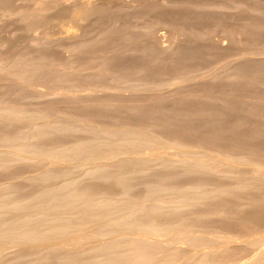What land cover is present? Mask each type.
Instances as JSON below:
<instances>
[{
	"label": "rangeland",
	"instance_id": "obj_1",
	"mask_svg": "<svg viewBox=\"0 0 264 264\" xmlns=\"http://www.w3.org/2000/svg\"><path fill=\"white\" fill-rule=\"evenodd\" d=\"M263 165L264 0H0V225L29 219L52 235L51 221L69 214L78 229L76 206L42 207L76 190L109 199L100 210L109 220L170 229L125 220L112 233L84 226L77 241L66 230L49 240L0 234V264L96 262L104 243L142 230L153 232L152 264H198L205 252L244 264L261 240L264 249ZM136 203L142 213L127 217ZM190 230L203 241H188Z\"/></svg>",
	"mask_w": 264,
	"mask_h": 264
},
{
	"label": "bare ground",
	"instance_id": "obj_2",
	"mask_svg": "<svg viewBox=\"0 0 264 264\" xmlns=\"http://www.w3.org/2000/svg\"><path fill=\"white\" fill-rule=\"evenodd\" d=\"M90 3V2H89ZM81 6V5H80ZM89 6H90V4H89ZM77 10V9H76ZM81 11V10H80ZM78 13H80L79 12V9H78ZM79 15V14H78ZM83 142V141H82ZM81 144V143H80ZM82 145V144H81ZM81 145H78V146H81ZM87 145V144H86ZM83 146H85V144L83 145ZM83 146H81V147H83ZM79 148V147H78ZM55 154V153H54ZM51 155V154H50ZM56 155V154H55ZM164 155V154H163ZM57 156H59L60 157V155H57ZM163 157V156H162ZM173 157V156H172ZM61 158H63V157H61ZM164 159H165V157H164ZM175 159V158H174ZM240 159V158H239ZM234 161V160H233ZM261 161V160H260ZM172 162V161H171ZM242 163V162H241ZM174 164H175V162H174ZM174 164H172V165H174ZM264 166V165H263ZM260 167V166H259ZM258 167V168H259ZM197 168V167H196ZM193 169V168H192ZM198 169H199V167H198ZM45 173V172H44ZM43 173V174H44ZM264 174V173H263ZM49 177V176H48ZM121 183H122V185H123V180L121 179V181H120ZM119 182V183H120ZM120 183V184H121ZM68 186V185H67ZM121 186V185H120ZM64 187V186H63ZM127 187V186H126ZM2 188V187H1ZM56 188V187H55ZM6 189V188H5ZM58 189V188H57ZM57 189H54V190H51V189H49V191H46V192H42L43 193V195L45 196L47 193H49L50 191H56ZM59 189H61V191L63 190V188H60L59 187ZM124 189V188H123ZM128 189V188H127ZM179 189V188H178ZM47 190V189H46ZM130 190V189H129ZM148 190V189H147ZM194 190V189H193ZM57 191H59V190H57ZM180 191V190H179ZM178 191V192H179ZM217 191V190H216ZM164 192V191H163ZM197 192V191H196ZM52 193V192H51ZM64 193V192H63ZM67 193V195L66 196H68L66 199H65V197H64V195ZM176 193V192H175ZM56 194V193H55ZM60 194H62V192L60 193ZM174 194V193H173ZM180 194H182V193H180ZM189 194V193H188ZM194 194V193H193ZM202 194V193H201ZM207 194V193H206ZM210 193L208 192V195H209ZM48 195V194H47ZM165 195V194H164ZM176 195V194H175ZM184 195V194H183ZM195 195V194H194ZM205 195V194H204ZM63 197H64V199H63V197H60L59 196V198L58 199H60V198H62V200L60 199L59 200V202H61V203H58V204H55V205H52V207H51V205H43L42 207H44L45 208V210L47 209V210H49L50 212H55V213H59V212H63V210L65 211V210H67L68 209V207H74V206H76L77 207V212H79L82 216V219H83V216H84V221L82 220L81 222H83L82 224H81V226L83 225V227H82V229H81V226H78L79 228L77 229H75L76 231L78 230V231H80V230H82V232L80 233V234H78L75 230H72L73 228L71 227V225H70V223H69V221L65 218V217H67V216H69V214L67 215L66 214V216L64 217V218H59V217H57V218H54L53 219V221H51V224H50V227L51 228H49L50 230L49 231H52L51 233H52V235L51 236H53V235H55L53 232H57V231H59V233L61 232V234H63L62 232H64L65 233V230H66V232L67 233H71L70 235L71 236H73L72 238H74V237H77L78 235L80 236V239H76V241L77 240H81L82 239V237L83 236H85L86 234L88 235V233H86V234H84V230H86V228H84V226H89L90 224H92V223H98V222H100V225L98 224V226L99 227H96V229L98 228V230H96V233H101V232H105V231H110L111 233H112V228H111V226H113V225H117L116 223H119V222H121L122 224L124 223V221L126 220V223H128L129 224V226H134V227H137V229H138V227H139V229L141 230V226L142 227H147V228H149V229H153V227H154V229L156 230V231H160L161 229L163 230V229H165L166 227H168L167 225L166 226H164L163 224H158V225H156L157 224V222H154L152 219H140L139 217H131V218H125V219H121L119 216V220L118 221H112V220H109V218H110V216H109V212H103V213H100V210H101V207L103 206V205H108V204H110L109 202H110V200L108 199L107 200V198L106 197H104V198H106V199H104L103 198V200H99V199H93V198H91L90 197V195L88 196L86 193H81V192H78V191H76V190H67V192L65 191V193L62 195ZM48 197V196H47ZM147 197V196H146ZM176 197V196H175ZM198 197H199V195H198ZM201 197H202V195H201ZM158 198V197H157ZM42 199V198H41ZM52 199V198H51ZM57 199V200H58ZM74 199L76 200V199H78L77 201H74ZM158 199H161V198H158ZM166 199V198H165ZM6 200V199H5ZM45 200V199H44ZM183 200V199H182ZM4 201V200H3ZM47 201V200H46ZM79 201V202H78ZM109 201V202H108ZM147 201V200H146ZM159 201V200H158ZM8 202V201H7ZM13 202V201H12ZM20 202V201H19ZM23 202V201H22ZM30 202V201H29ZM123 202V201H122ZM134 202V201H133ZM161 202H162V200H161ZM4 203H6L5 201H4ZM14 203V202H13ZM17 203V202H16ZM26 203V202H25ZM25 203L23 202L22 204L21 203H17V204H14V205H12V206H9L10 205V203H9V205H7L6 204V206H9V207H21V206H28L29 204H27V205H25ZM39 203V202H38ZM47 203V202H46ZM48 203H49V201H48ZM111 203H113L112 201H111ZM147 203V202H146ZM150 203V202H149ZM159 203L160 202H156L155 204H151V206L150 207H148L147 208V212H149V214H153L154 213V211H156L157 212V207L159 208ZM1 204V203H0ZM31 204V203H30ZM42 204H45V203H42ZM118 204H119V202H118ZM121 204V203H120ZM133 204V203H132ZM147 205V204H146ZM32 206H36V205H32ZM24 208V207H23ZM26 208H28V207H26ZM25 208V209H26ZM41 208V207H40ZM70 208V209H71ZM141 205L140 204H138V203H136V206H135V204H134V206L133 207H131V209H130V211H129V215H127V217H129V216H134V215H139V213L142 211L141 210ZM1 209H4L3 207L1 208ZM12 210L13 209H15V208H11ZM22 209V208H21ZM121 209V208H120ZM119 209V210H120ZM16 210V209H15ZM46 210V211H47ZM76 210V209H75ZM4 211V210H3ZM2 211V212H3ZM9 211H10V209H9ZM8 211V212H9ZM18 211V210H17ZM24 211V210H23ZM30 211V210H29ZM44 211V210H43ZM117 211V210H116ZM1 212V211H0ZM4 212H6V209H5V211ZM7 212V213H8ZM11 212V211H10ZM16 212V211H15ZM146 212V213H147ZM43 213V212H42ZM44 213H45V211H44ZM47 213V212H46ZM109 213V214H108ZM116 212H114V214H115ZM125 213H127V212H125ZM142 213V212H141ZM31 214V213H30ZM51 214V213H50ZM78 214V213H77ZM2 215V214H1ZM44 215V214H43ZM45 215H47V214H45ZM55 215V214H54ZM112 215V214H111ZM120 215H121V213H120ZM26 216H28V214L26 215ZM124 216H125V214H124ZM47 217V216H46ZM116 217V216H115ZM114 217V218H115ZM126 217V216H125ZM29 218V217H28ZM41 218V217H40ZM43 218V217H42ZM107 219V222H106V224L105 223H103V219ZM46 219V218H45ZM112 219V218H111ZM114 220H116V219H114ZM49 221V220H48ZM151 221H153V222H151ZM28 222H30L29 221V219H26V220H23V221H19V220H11V221H6L5 223H3L2 225H0V234H7V233H9L11 236L10 237H13L14 239H16V240H23V239H26V238H28L29 236H33V238H30L29 237V239H34V236H36V239H37V237H39L38 238V240L41 238V237H43V239H48L49 237H48V233L49 232H42L40 229H37V228H33V227H29V225H28ZM155 223V224H154ZM179 224V223H178ZM93 225V224H92ZM97 225V224H96ZM109 225H111L110 226V228L108 227ZM126 225V224H125ZM173 225V224H172ZM181 225H183V223L181 224ZM181 225H180V228H181V230H182V227H181ZM91 226V225H90ZM95 226V225H94ZM128 226V225H127ZM126 227V229H128V228H130V227ZM186 226H188V225H186ZM116 226H114V228H115ZM133 227V228H134ZM150 227H152V228H150ZM177 227H179V225H177ZM83 228H84V230H83ZM124 228V227H123ZM146 228V229H147ZM169 228V227H168ZM173 228V227H172ZM171 228V230H173L174 231V229H172ZM179 228V229H180ZM185 228V227H184ZM183 228V229H184ZM189 228V227H188ZM72 230L73 232H71L70 230ZM92 229V228H91ZM135 229V231L137 232V229L136 228H134ZM138 229V230H139ZM143 229V228H142ZM178 229V228H177ZM187 229V228H186ZM218 229V228H217ZM40 230V231H39ZM64 230V231H63ZM131 230V229H130ZM139 230V231H140ZM155 230H153V231H155ZM170 230V229H169ZM169 230H167L166 231V229H165V231L166 232H169ZM181 230H180V232L178 233V235L180 234V235H182L181 234ZM189 230V229H188ZM188 230H184L183 231V234H184V232H185V234H188ZM216 230V229H215ZM48 231V230H47ZM75 231V232H74ZM90 231V230H89ZM94 231V230H93ZM126 231V230H125ZM134 231V232H135ZM138 231V232H139ZM146 231V230H145ZM148 231V230H147ZM158 231V233H160ZM188 231V232H187ZM195 231V230H194ZM86 232V231H85ZM132 232V231H131ZM142 233H145L143 230L141 231ZM140 232V233H141ZM150 232L153 234V232L150 230ZM171 232V231H170ZM192 232V230H190V233ZM207 232H209V231H207ZM216 232V231H215ZM218 232V231H217ZM58 232H57V234H59ZM74 235H73V234ZM77 233V234H76ZM83 233V234H82ZM127 233H128V231H127ZM140 233H134V235H132V236H129V238H122V239H124L125 241H123L124 243H121V245L119 246V243L121 242H118L117 240H109L110 242H107L106 244L104 243L103 245L104 246H102V248H103V250H104V255H105V257L103 258V259H101V260H98V261H96V262H91V261H89V262H87L86 264H101V263H103L104 264V262H106V259H107V256H109V255H113L112 256V259H111V257H110V261L111 260H113V262L112 263H110V261H109V263L110 264H152L153 262H152V260H154V255H153V247H151V248H149V246H148V244H147V241H148V234H140ZM150 233V234H151ZM155 233H157V232H155ZM173 233V232H172ZM189 233V234H190ZM195 233V232H194ZM248 233V232H247ZM56 234V235H57ZM66 234V233H65ZM109 234V233H108ZM122 234V233H121ZM150 234H149V236H150ZM164 234V233H163ZM210 234V233H209ZM215 234V233H214ZM214 234H213V236H214ZM251 234V233H250ZM1 235V236H2ZM3 235V236H4ZM49 235V236H50ZM69 235V236H70ZM77 235V236H76ZM102 235V234H101ZM107 235V234H106ZM169 235V234H168ZM172 235V234H171ZM170 235V236H171ZM175 235H177L176 233H175ZM192 235V237H188L187 238V240L188 241H190V242H196V238H203V236L202 237H198L196 234H193V232H192V234H190V236ZM194 235H196L197 237L196 238H194ZM212 234H210V236H211ZM1 236H0V238H1ZM50 236V237H51ZM59 236H60V234H59ZM58 235H57V237H59ZM63 236H64V234H63ZM82 236V237H81ZM89 236V235H88ZM95 236H97V235H95ZM109 236V235H108ZM158 236H162V235H158ZM165 236V235H164ZM169 236V237H170ZM173 236V235H172ZM186 236H188V235H186ZM219 236V235H218ZM234 236V235H233ZM25 237V238H24ZM47 237V238H46ZM55 237V236H54ZM57 237H55L54 239H55V243H57V241H59L58 242V244L59 243H61V241H62V243L64 242L65 244H67L66 243V240L65 241H63L62 239H58ZM62 237V236H61ZM60 237V238H61ZM85 237H87V236H85ZM98 237V236H97ZM106 237V236H105ZM117 237V236H116ZM166 237V236H165ZM174 237V236H173ZM176 237V236H175ZM183 238V240H184V238H186L185 236H182ZM209 237V236H208ZM220 237V236H219ZM250 237V236H249ZM3 238V237H2ZM53 238V237H52ZM56 238H57V241H56ZM63 238V237H62ZM66 238V237H65ZM67 238H68V234H67ZM66 238V239H67ZM72 238L71 237H69L68 239H67V242L69 241V244L72 242V244H73V240H72ZM112 238V237H111ZM120 238V239H121ZM167 238H168V236H167ZM181 238V237H180ZM205 238H207V237H205ZM221 238V237H220ZM236 238V237H235ZM238 238V237H237ZM254 240L256 239V236H255V238L254 237H252ZM251 238V239H252ZM259 238V237H258ZM258 238H257V240H258ZM261 238V237H260ZM71 241H70V240ZM85 239V238H84ZM104 239H106L107 240V238H104ZM161 239H164V238H161ZM204 239V238H203ZM203 239H201L202 241H203ZM216 239H217V237L215 238V240H212V238L210 239V238H208V240H212V241H216ZM245 239H247V238H245ZM1 240V239H0ZM35 240V239H34ZM49 240V239H48ZM52 241H54L53 239H51ZM83 240V239H82ZM199 240V239H198ZM221 240V239H220ZM237 240V239H236ZM248 240H250V239H248ZM254 240H252V241H254ZM158 241V240H157ZM168 241V240H167ZM170 241V240H169ZM182 241V240H181ZM185 241H186V239H185ZM201 241V242H202ZM207 241V240H206ZM205 240H204V242H206ZM217 241H218V239H217ZM222 241V240H221ZM220 241V243L222 244V242ZM262 241V240H261ZM260 241V242H261ZM163 242V241H162ZM166 242V241H165ZM180 242V241H179ZM187 242V241H186ZM255 242H259V241H255ZM259 242V244H261ZM61 243V244H62ZM74 243H75V240H74ZM182 243V242H181ZM220 243H217V244H219L220 245ZM65 244H63V245H65ZM123 244V245H122ZM124 244H128V245H131V248H132V246L135 248L136 247V250L133 248V254H128V253H124V248H122V246H124ZM194 244H198V242H196V243H194ZM208 244H210V245H212V244H214V243H210V242H208ZM217 244H216V247H217ZM225 244V243H224ZM228 244V243H227ZM251 244V243H250ZM252 244H253V242H252ZM255 244V243H254ZM256 244H258V243H256ZM258 244V247L259 248H257V249H259V250H262V249H260V246L261 245H263V244H261V245H259ZM68 245V244H67ZM159 245V244H158ZM223 245V244H222ZM101 246V245H100ZM162 246V245H161ZM196 246V245H195ZM214 247H215V245H213ZM118 247H120L121 249H123V250H121L120 248H118ZM190 247H191V245H190ZM209 247V246H208ZM257 247V246H256ZM117 248H118V250H117ZM157 248V247H156ZM218 248V247H217ZM261 248H262V246H261ZM150 249H152L151 251H150ZM195 249V248H194ZM207 249V248H206ZM211 249H213L212 247H211ZM210 249V250H211ZM254 249V248H253ZM119 250H121V251H119ZM134 250H135V252H134ZM193 250V249H192ZM214 250V249H213ZM259 250H258V254L256 253V251H255V253L257 254H255L254 252V254H255V257L253 258V259H250V260H245V261H247V262H245L244 264H255V262H256V260L258 259V260H260V258H264V256L262 257V252H264L263 250L261 251V252H259ZM123 251V252H122ZM174 250H172L171 251V254H172V252H173ZM176 251H177V249H176ZM189 251V250H188ZM196 251V250H195ZM155 252V251H154ZM164 252V251H163ZM199 252V251H198ZM212 252V251H211ZM226 252V251H225ZM167 253H169V252H166L165 253V255L167 254ZM175 253V252H174ZM206 253V252H205ZM203 253V254H201L200 255V257H197L198 259H195V260H198V261H195V262H198V264H213L215 261H214V259H212L211 258V256H208L207 254L208 253ZM248 253V252H247ZM261 253V254H260ZM156 254V253H155ZM176 254V253H175ZM191 254H193V253H191ZM191 254H188V256H186V257H189ZM199 254V253H198ZM170 254H168V256H169ZM172 255H174V254H172ZM222 255V254H221ZM156 256V255H155ZM175 256V255H174ZM228 256V255H227ZM227 256H225V257H227ZM68 257V256H67ZM71 257V256H70ZM194 257V256H193ZM215 257V256H214ZM213 257V258H214ZM73 258L74 257H71L70 259L69 258H66V259H68L69 261V263L70 262H76V260L74 259L73 260ZM162 258H165V260L164 261H162L163 259ZM161 259L162 260H160V261H162V262H160L158 259H157V262H160V263H157V264H176V262L178 263V261H176V260H174V259H172V258H170V257H168V258H166V257H162ZM190 258V257H189ZM241 258H244V257H241ZM250 258V257H249ZM251 258H252V256H251ZM65 258H64V260H65V262L67 261ZM176 259V258H175ZM188 259V258H187ZM229 259V258H228ZM185 260V259H184ZM183 260V262H179L178 264H186L187 262V260H185L184 261ZM242 260V259H241ZM244 260H242V262H244ZM264 260V259H263ZM262 260V261H263ZM107 261V262H108ZM193 261V260H192ZM228 261V260H227ZM232 261V260H231ZM154 262H155V260H154ZM194 262V263H195ZM219 262V261H218ZM259 262V261H258ZM228 264H230L229 262H227ZM241 263V262H240ZM239 263V264H240ZM263 263H264V261H263ZM262 263V264H263ZM107 264V263H106ZM188 264V263H187ZM190 264H192V262L190 263ZM197 264V263H196ZM214 264H216V262L214 263ZM217 264H219V263H217ZM223 264V263H222ZM241 264H243V263H241Z\"/></svg>",
	"mask_w": 264,
	"mask_h": 264
}]
</instances>
